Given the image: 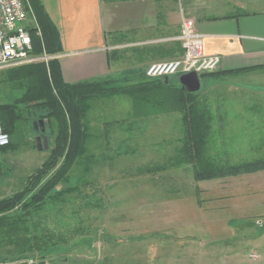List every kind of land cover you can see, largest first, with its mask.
<instances>
[{
    "label": "rangeland",
    "instance_id": "374dc122",
    "mask_svg": "<svg viewBox=\"0 0 264 264\" xmlns=\"http://www.w3.org/2000/svg\"><path fill=\"white\" fill-rule=\"evenodd\" d=\"M247 1L186 0V9L189 16H203L213 6L225 8ZM6 69H0V103L22 96L21 90L2 81L1 72ZM217 74L200 78L199 98L211 112L204 156L218 165L264 160V92ZM125 98L117 93L89 101L83 117L86 150L69 172V184L80 188L42 213L65 240L46 256L45 264H264V226L256 219L253 225L246 221L242 227L236 226L242 219L231 224L214 219L213 229L204 219L194 222L195 203L181 202L165 192L169 180L187 181L182 188L189 191L194 188L192 180L246 171L196 179L194 158L176 164L185 143L181 132L180 138L170 139L129 137L127 126L150 124L127 123L130 107ZM114 107H120V113ZM55 125L44 121L36 108L24 112L11 134V144L0 152V199L25 188L29 176L49 157ZM171 125L172 135H178L181 125Z\"/></svg>",
    "mask_w": 264,
    "mask_h": 264
},
{
    "label": "crops",
    "instance_id": "0c3cea01",
    "mask_svg": "<svg viewBox=\"0 0 264 264\" xmlns=\"http://www.w3.org/2000/svg\"><path fill=\"white\" fill-rule=\"evenodd\" d=\"M41 3L58 36L57 59L66 82L113 78L118 87L129 88L131 92L144 91V98L139 101L146 110L140 112L136 109L139 101L131 92L129 96L121 94L130 107L127 123L150 124L127 126L131 138H180L179 132L181 138L185 135L184 115L164 105L170 91L178 96L185 92L180 76L170 78L169 82L145 76L151 63L183 56L180 39L183 17L196 20L197 30L203 35L204 52L221 55L216 76L240 79L245 87L264 92V0H248L225 8L213 6L203 16H189L186 0H41ZM120 111V107H114L116 114ZM171 124L181 125L178 135H172L175 132ZM194 182L193 190L187 191L182 188L187 181L169 180L165 189L166 194L181 198V202L195 203L198 212H194V222L204 219L216 229L214 219H227L228 224L242 219L237 227L246 221L253 225L256 219L259 226H264V168L189 183ZM170 187L177 189L171 191ZM213 229L207 232L212 233Z\"/></svg>",
    "mask_w": 264,
    "mask_h": 264
},
{
    "label": "trees",
    "instance_id": "16d2710c",
    "mask_svg": "<svg viewBox=\"0 0 264 264\" xmlns=\"http://www.w3.org/2000/svg\"><path fill=\"white\" fill-rule=\"evenodd\" d=\"M30 2L43 32L44 45L42 41L37 42L35 51L46 50L55 57L51 58L48 64H23L1 72L4 76L2 81L10 83L13 89L22 91V96L13 102L0 103L1 118L5 131L11 136L24 112L33 107L39 110L44 121L52 126L56 124V130L49 157L29 176L27 186L0 199V261L38 255L43 263L57 245L65 243L63 235L57 234L44 221L42 213L64 202L67 195L76 193L80 188L69 184V172L78 156L86 150L83 142L86 138L83 117L90 108V99L117 93L129 96L132 90L116 86V80L113 78L66 82L57 59L58 36L52 21L41 0ZM142 93L144 91L131 92L138 101L144 98ZM167 96L164 105L168 104L171 111H179L185 118V135L182 138L185 143L179 150L181 156L177 158L176 164L182 163L185 158H194L197 161L196 179L240 174L264 168V160L259 158L231 165H218L208 160L203 152L210 132L208 117L211 112L199 98V92L186 89L178 96L170 91ZM138 103V112L146 110L144 103ZM6 147L0 148V152ZM60 162L62 164L56 169ZM49 174L51 176L46 178Z\"/></svg>",
    "mask_w": 264,
    "mask_h": 264
},
{
    "label": "built area",
    "instance_id": "2783aa9c",
    "mask_svg": "<svg viewBox=\"0 0 264 264\" xmlns=\"http://www.w3.org/2000/svg\"><path fill=\"white\" fill-rule=\"evenodd\" d=\"M203 35L198 32L196 20L183 17L181 35L184 54L180 58L153 62L145 70V76L162 79L195 71L198 74L215 72L222 63L219 54H206ZM42 41L43 32L35 16L30 0H0V69L48 60L54 55L36 53V43ZM44 45V44H43ZM11 142L5 131L0 113V148ZM38 257L0 261V264H42Z\"/></svg>",
    "mask_w": 264,
    "mask_h": 264
},
{
    "label": "water",
    "instance_id": "95a60500",
    "mask_svg": "<svg viewBox=\"0 0 264 264\" xmlns=\"http://www.w3.org/2000/svg\"><path fill=\"white\" fill-rule=\"evenodd\" d=\"M200 74H198L195 71L188 72L181 74L179 77L180 83L190 92H196L201 89V81H200ZM170 78L166 77L165 82H169ZM40 124L43 126L44 122L43 120H40ZM44 145L48 146V140L47 137H44ZM21 264H27V262H22ZM42 264H45L43 262Z\"/></svg>",
    "mask_w": 264,
    "mask_h": 264
}]
</instances>
